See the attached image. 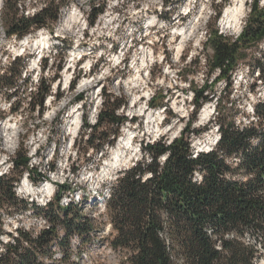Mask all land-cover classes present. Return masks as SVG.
I'll return each mask as SVG.
<instances>
[{
  "label": "rangeland",
  "instance_id": "obj_1",
  "mask_svg": "<svg viewBox=\"0 0 264 264\" xmlns=\"http://www.w3.org/2000/svg\"><path fill=\"white\" fill-rule=\"evenodd\" d=\"M22 1L26 4V15H33L49 0ZM231 1L72 0L61 11L58 22L21 40L7 37L0 21V75L16 58H21L24 65L22 78L15 88L0 92V176H16L12 160L27 152L30 168L42 172L48 180L35 185L25 173L15 188L21 199L46 211L49 203L55 202L58 186L67 188L62 200L68 198L82 211L83 217L91 221L90 237H81L80 251L88 252V258L81 264H127V252L110 249L113 231L108 229L110 218L100 203L104 197L108 199L110 188L123 171L143 157L150 162L141 150L142 143L162 141L168 145L181 137L186 128H191L199 131L190 138L193 153H207L198 152L196 142L209 133L217 137L218 98L223 113L234 117L237 126L255 120L251 108L264 100V40L240 47L231 71V86L218 69L212 70L210 64L214 57L211 43L214 31L217 29L231 41H241L253 15L252 6L256 0H247L240 30L225 29L222 16ZM3 7V0H0V13ZM259 7L264 10V0H259ZM187 8L190 10L185 12ZM101 9L104 12L91 25ZM69 13H73L78 21L72 25L70 34H63L59 32L60 23ZM196 23L193 36L184 43L178 55L183 39L174 37L176 28ZM39 35L48 42L45 50L32 46ZM146 55H149L147 62ZM259 67L263 69L259 70ZM49 84L51 90L44 104L39 106L38 89H45ZM203 87L208 88L210 96L206 103L213 106L212 115L206 121L201 120L206 103L194 114V94ZM109 96L111 102L123 104L117 114L127 120L120 128L115 145L107 144L103 151L97 152L85 144L90 133L86 120L92 126L97 123ZM74 110H79L75 116L79 123L75 138L68 135L70 122H73L71 111ZM156 111H161L160 131L153 133L154 126L158 130V125H149V117ZM127 134L131 136L129 146L124 150L127 161L114 168L107 178H101L103 168L114 158L113 149ZM23 182L35 191L47 184L55 192L51 198L50 195L26 193L22 189ZM42 214L30 206L27 211L11 217L3 215L0 254L6 252L5 244L12 241L18 230L36 237L50 225ZM62 239L60 235L51 241L50 247L39 257L40 262L59 264V253L66 251L69 258L65 263L72 264L73 251L68 250L70 243L64 247ZM255 244L259 245L258 242ZM257 264H264V254Z\"/></svg>",
  "mask_w": 264,
  "mask_h": 264
},
{
  "label": "trees",
  "instance_id": "obj_2",
  "mask_svg": "<svg viewBox=\"0 0 264 264\" xmlns=\"http://www.w3.org/2000/svg\"><path fill=\"white\" fill-rule=\"evenodd\" d=\"M71 1L49 0L33 15H26L22 0H3L0 21L7 37L21 40L58 22L61 11ZM252 11L241 41H231L217 29L211 40L214 50L211 68L218 69L230 86L240 47L264 40V10L259 7V0ZM103 12L104 9L99 10L90 24ZM23 70L21 58H16L0 75V92L12 91ZM50 90V84L38 89L39 106L44 104ZM207 92V87L195 91L194 114L209 101ZM109 97L97 123L92 126L86 120L90 133L85 144L97 152L103 151L107 144L115 145L127 120L117 114L123 104L111 102ZM219 100L215 124L219 125L220 140L212 151L194 156L190 138L199 131L191 128H186L181 137L168 145L162 141L142 143L141 150L150 162L143 157L123 171L110 188L107 212L113 231L111 247L127 252V264H257L263 256L264 100L254 106L255 120L243 126H237L234 117L223 113ZM193 122L194 118L190 126ZM12 163L17 175L0 176V235L3 215L11 217L30 206L40 210L50 225L36 237L18 230L12 241L5 244L0 264H42L39 257L54 238L62 235L61 244L68 247L70 236L90 237L91 221L83 217L82 211L72 202L62 206L67 188L58 186L55 202L49 203L46 211L21 199L15 188L25 173L35 185L48 178L30 168L27 152L19 154ZM63 253L67 260L68 252Z\"/></svg>",
  "mask_w": 264,
  "mask_h": 264
},
{
  "label": "bare ground",
  "instance_id": "obj_3",
  "mask_svg": "<svg viewBox=\"0 0 264 264\" xmlns=\"http://www.w3.org/2000/svg\"><path fill=\"white\" fill-rule=\"evenodd\" d=\"M246 4H247V0H232L231 1V4L227 6V8L225 9L224 14L222 16V24L224 25L225 29H230L233 31H239L240 30V28L243 25V20L245 18V14H246V8H245ZM189 10L190 9L187 8L185 12H188ZM77 21H78V19L75 18L73 13L66 14L60 23L59 32L62 31L63 34H70L72 31V29H71L72 25L75 26ZM196 25H198V23L194 24L193 26L191 25V26L183 27L181 29L176 28L177 32L174 35V37H181L183 39L182 45L179 46V48H178V55L182 52V50L185 46L184 43L186 44V42H188V40L190 39L189 37L193 36L195 29L197 27ZM54 37H57V35H55ZM27 41H28V38L25 39L23 43L26 44ZM47 43H48L47 40L44 39V37H41L39 35L38 38L34 39V45H32V46H33V48L37 47V50H40L42 47L45 50L47 47ZM24 44H23V47H24ZM148 56L149 55H146V58H147L146 62L148 60ZM35 64H36V60L34 61L33 66H35ZM139 73H140V70H139ZM138 76H139V74H138ZM135 77H137V75ZM132 79H133V77H132ZM134 81H135V79L132 82H134ZM136 81H137V79H136ZM144 92L146 93V90H144ZM143 98H144V96H143ZM136 104H137V102H136ZM212 109H213V106L210 103H206L204 105V107L202 108V111H201V120L202 121H206L207 119H209V117L212 115V111H213ZM78 112H79V110L71 111V114H72L71 119H73V122H70V128L68 129V135L70 137H73V138H75L77 131H78V128H79L78 119L75 118V116H76V114H78ZM251 114H253V115L255 114L254 113V107L251 108ZM160 116H161V111H156L154 114H152L149 117L150 118L149 119V125H151V124H157L158 125V130L155 129L156 125L154 126L153 133H157V131H160V126H159V122H160L159 117ZM156 128H157V126H156ZM217 133H218L217 137L220 138V133L219 132H217ZM217 137H215L214 135L209 133V134L203 136L202 138H199L196 142V147L198 148V152H201V151L202 152H209L215 146V141L217 140ZM130 140H131V136H129V134H127L126 137H124L121 141H119L117 146L113 149L114 158L108 163V165L106 167L103 168L102 172L99 175L101 178H107L108 174H111V171L114 168H116V167L118 168L125 161H127L128 156L124 153V150L127 146H129ZM207 148H209V149H207ZM125 155H126V159H125ZM194 156L196 157L197 153H195ZM51 188L52 187L50 185L44 184L43 186H39V188L35 191L33 189V187L31 188L30 185L27 186V184L25 182H23V184H22V189H24V192L33 193V194H37V195L43 194V195H46L45 197H47V195L51 196L52 193L55 192L54 189H51ZM110 191L111 190H109L107 198H109V196H110ZM69 203H70V200L68 198L66 200L65 199L62 200V205L67 206V205H69ZM106 203H107V200L104 197L100 203V207L103 208L104 212H106V210H107ZM110 228H112V225H110L108 227V229H110ZM69 241H70V249H71L70 251H73L71 259H70L71 263L72 264L84 263L85 259L88 258V252L82 253V251H80L81 250L80 246H82L81 238L76 235V236H73L72 238H70ZM110 249H111V251H114L112 249V247ZM59 254H60V256H59V260L57 263L66 264L65 263L66 259L64 258L65 257L64 253L60 252ZM57 257H58V255H57ZM41 263L44 264L43 262H41Z\"/></svg>",
  "mask_w": 264,
  "mask_h": 264
},
{
  "label": "built area",
  "instance_id": "obj_4",
  "mask_svg": "<svg viewBox=\"0 0 264 264\" xmlns=\"http://www.w3.org/2000/svg\"><path fill=\"white\" fill-rule=\"evenodd\" d=\"M218 132H219V131H218ZM163 160H164V159H163ZM45 229H49V225H48L46 228H44V230H45ZM42 231H43V230H42Z\"/></svg>",
  "mask_w": 264,
  "mask_h": 264
}]
</instances>
